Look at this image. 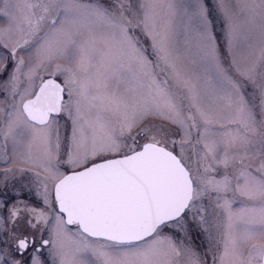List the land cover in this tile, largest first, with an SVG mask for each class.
<instances>
[{
	"label": "snow or ice",
	"instance_id": "obj_1",
	"mask_svg": "<svg viewBox=\"0 0 264 264\" xmlns=\"http://www.w3.org/2000/svg\"><path fill=\"white\" fill-rule=\"evenodd\" d=\"M0 21V264H264V0Z\"/></svg>",
	"mask_w": 264,
	"mask_h": 264
},
{
	"label": "flooded vegetation",
	"instance_id": "obj_2",
	"mask_svg": "<svg viewBox=\"0 0 264 264\" xmlns=\"http://www.w3.org/2000/svg\"><path fill=\"white\" fill-rule=\"evenodd\" d=\"M0 23H2V22L0 21ZM27 58L28 57L25 56V59H27ZM8 68L11 69L10 68V65H9ZM6 79H7V74L6 73L4 74V76H0V82H3ZM2 96H3V93H0V98H2ZM25 199H27L30 203H34V204H38L39 203V201L36 200L35 196L32 195V194H29V193H25ZM197 243L198 244L200 243V240L199 239L197 240Z\"/></svg>",
	"mask_w": 264,
	"mask_h": 264
},
{
	"label": "rangeland",
	"instance_id": "obj_3",
	"mask_svg": "<svg viewBox=\"0 0 264 264\" xmlns=\"http://www.w3.org/2000/svg\"><path fill=\"white\" fill-rule=\"evenodd\" d=\"M235 2V0H233V3ZM209 4L211 5V0H209ZM213 19H214V21L216 22V30H217V34L218 35H221L222 33H221V26H222V20H220L218 17H217V15L215 14V12L213 13ZM2 23H3V21H1ZM27 57V56H26ZM28 59V58H27ZM26 59V60H27ZM10 65V68L11 69H9L8 71H9V73L11 72V70H12V65L11 64H9ZM26 70V69H25ZM7 75H8V73H6ZM58 79H60V80H62V78H58ZM0 83H2V82H0ZM45 236H47V234H45Z\"/></svg>",
	"mask_w": 264,
	"mask_h": 264
}]
</instances>
